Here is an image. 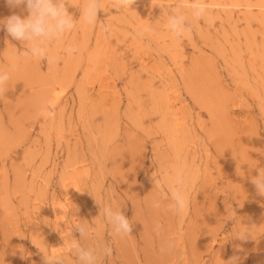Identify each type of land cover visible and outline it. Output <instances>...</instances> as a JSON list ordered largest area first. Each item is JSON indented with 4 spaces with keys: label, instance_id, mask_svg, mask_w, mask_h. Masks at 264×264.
Returning a JSON list of instances; mask_svg holds the SVG:
<instances>
[{
    "label": "rangeland",
    "instance_id": "1",
    "mask_svg": "<svg viewBox=\"0 0 264 264\" xmlns=\"http://www.w3.org/2000/svg\"><path fill=\"white\" fill-rule=\"evenodd\" d=\"M192 2L101 0L92 27L79 19L87 0H65L78 21L49 60L19 55L26 46L0 28V264H79L74 240L96 264H264L251 182L264 171V0H206L202 20ZM177 7L192 24L179 38L167 28ZM14 13L28 14L0 0V20ZM177 173L189 200L178 214L167 208ZM105 206L131 235L114 234Z\"/></svg>",
    "mask_w": 264,
    "mask_h": 264
},
{
    "label": "clouds",
    "instance_id": "2",
    "mask_svg": "<svg viewBox=\"0 0 264 264\" xmlns=\"http://www.w3.org/2000/svg\"><path fill=\"white\" fill-rule=\"evenodd\" d=\"M10 8H24L27 15L22 17L18 14H12L7 18L0 20V28L6 30L7 34L14 40L24 44L25 50L18 54L24 57H30L38 60H49L48 45L53 41L61 39L65 34L70 33L77 24L78 20L68 11L65 0H5ZM103 11L107 13L103 7L101 0H87L86 6L81 10L79 19L89 26L96 27L99 24L98 15ZM208 8L206 0H193L191 4V15L195 20H202L206 17ZM167 28L175 37H184L192 30V24L188 18L177 7L172 14L168 16ZM104 31L108 32L107 25ZM147 31V29H145ZM68 54L76 52V48L69 47L66 49ZM10 80L8 72L0 71V92H3L7 82ZM251 182L255 186L259 196L264 197V171L258 170V174L252 177ZM186 181L183 173H177L174 181L168 186V196L171 202L167 205L169 211L173 213H181L189 207V200L186 196ZM153 207L159 208V201L153 202ZM103 217L112 226L116 236L124 237L132 233L133 224L119 210L105 206L100 209ZM258 226L254 223L247 225V230L239 231L235 234V238L240 241H247L252 237V232ZM75 230L81 238L87 237L91 231L88 225H77ZM174 245L169 242L167 249H171ZM70 255L75 256L79 264H96V249L84 247L79 240H74L66 249ZM241 249H237L240 251ZM112 248L103 246L102 252L106 256L112 255ZM44 254V253H43ZM44 264H65L62 255L53 256L51 254L43 256ZM241 257L232 256L227 262L228 264H240Z\"/></svg>",
    "mask_w": 264,
    "mask_h": 264
}]
</instances>
